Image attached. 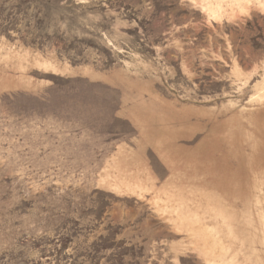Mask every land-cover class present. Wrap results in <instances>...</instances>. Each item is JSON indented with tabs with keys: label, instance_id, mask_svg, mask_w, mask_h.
Returning a JSON list of instances; mask_svg holds the SVG:
<instances>
[{
	"label": "rangeland",
	"instance_id": "rangeland-1",
	"mask_svg": "<svg viewBox=\"0 0 264 264\" xmlns=\"http://www.w3.org/2000/svg\"><path fill=\"white\" fill-rule=\"evenodd\" d=\"M0 264H264V0H0Z\"/></svg>",
	"mask_w": 264,
	"mask_h": 264
},
{
	"label": "crops",
	"instance_id": "crops-1",
	"mask_svg": "<svg viewBox=\"0 0 264 264\" xmlns=\"http://www.w3.org/2000/svg\"><path fill=\"white\" fill-rule=\"evenodd\" d=\"M123 149H124L128 154L132 152V150H128L127 148H123ZM123 149H122V151H124Z\"/></svg>",
	"mask_w": 264,
	"mask_h": 264
}]
</instances>
